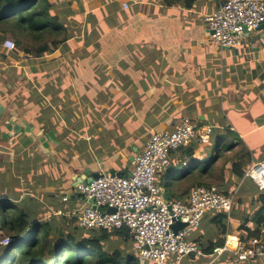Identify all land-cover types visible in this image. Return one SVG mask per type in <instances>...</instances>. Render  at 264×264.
Returning <instances> with one entry per match:
<instances>
[{"label":"crops","instance_id":"crops-1","mask_svg":"<svg viewBox=\"0 0 264 264\" xmlns=\"http://www.w3.org/2000/svg\"><path fill=\"white\" fill-rule=\"evenodd\" d=\"M189 1H192L191 7L184 3L168 8L163 7L161 0H127L128 11L123 9L121 2L118 16L109 20V24L105 23L111 32L123 29L125 39L133 43L136 51L129 50L128 54L123 51L121 56L120 52L95 47V14L99 22L105 19L97 15L101 8L96 6L95 0H90L93 6L89 19L91 35L78 30L72 35L75 37L65 43H71L73 48L61 46L54 57L46 60L47 63L32 65L33 71L43 75V81L40 86L34 84L36 88L32 91L30 88V92L40 94V97L34 98L32 94L30 98L29 93L26 106L10 101L7 107L0 102L3 113L8 109L11 112L5 128L9 125L13 128L10 124L13 119L22 129L20 134H13L10 147L3 145L0 148V200L10 198L34 216L37 215L35 210L47 207L46 218L56 211L74 208L79 198L75 186L88 169L91 173L130 171L131 157L146 143L143 138H149L155 131L174 130L176 122L183 116L214 127V133L216 130L222 134L234 132L244 145L248 144L249 151H241L240 142L232 135L225 141L220 140L221 158L217 164L225 161L226 153L233 154L232 157L226 156L228 159L238 158L239 164L240 161L246 163L247 159L243 157L246 151L252 155L251 162L264 161V29L249 34L238 48L219 49L207 36L210 32L204 23V17L218 9V0ZM85 19L82 17L80 21ZM148 32L154 34L150 39ZM40 58L35 59L39 61ZM120 64H123V69ZM119 74L124 76L123 81L116 78ZM62 88L65 93L70 89L67 95H71L73 89L76 97L70 100L56 95L55 90ZM101 90L113 94V97H108L107 104L116 99L122 101V106L108 114V118L105 113L101 115L95 111V99ZM89 105L94 107L88 113L84 108ZM218 105L222 115L217 117ZM89 114L93 122L87 125L84 119ZM104 118L108 120L107 127L99 128ZM24 123L37 132L33 136L27 135ZM42 125L44 133L40 136ZM4 132L9 138L10 134L2 129ZM44 135L48 137L46 145L40 143L35 152L32 151L30 143L41 142ZM69 138L74 139L71 142ZM252 144L259 146L252 147ZM78 146L80 149H76ZM227 146L229 148L225 150ZM194 147L193 158L187 157L183 151H174L170 170L179 166L191 169L199 164L196 161L209 154L207 145ZM70 150L78 153L76 156L71 154L70 158L66 156ZM41 155L45 158L43 161ZM250 161L243 164L244 170ZM182 174L177 176V181H174L173 173L166 177L164 182L168 187L163 189L171 198L185 201L191 187H188L190 179L181 177ZM10 175L21 184L16 192L9 189ZM162 176L159 184L163 182ZM234 179L237 186L245 182L242 180L238 184ZM33 185L37 188L27 189ZM19 194L20 197L16 196ZM65 196L70 197L66 208L62 203ZM249 196L245 197L251 200ZM259 206L254 207L253 214L260 209ZM243 207L246 209L247 206H239L229 219V232L232 234L221 235V239L237 242L245 233L239 230L241 225L255 228L254 215L251 217L252 214L246 213ZM211 216L207 215L201 227L192 231L190 242L197 240L205 245L210 238L220 236L219 232L217 237L208 235L213 233V229L217 230ZM72 220L76 223L75 219ZM198 257L195 261L202 264H264V258L241 262L228 253L217 260L204 253Z\"/></svg>","mask_w":264,"mask_h":264},{"label":"built area","instance_id":"built-area-1","mask_svg":"<svg viewBox=\"0 0 264 264\" xmlns=\"http://www.w3.org/2000/svg\"><path fill=\"white\" fill-rule=\"evenodd\" d=\"M218 4V9L204 17V23L211 32L213 45L219 49L242 46L249 34L264 25V0H218ZM122 6L124 10L130 7L128 2ZM3 49L17 50L11 39L3 43ZM213 133L214 127L189 116L181 117L174 130L153 132L134 156L128 177L103 172L99 179L78 184V203L65 213L87 231L129 230L134 253L146 263L168 264L173 259L180 264L185 257L201 256V247L189 241L191 232L201 226L207 215L226 212L230 219L235 196L226 195L216 185H203L193 188L185 201L171 198L166 202L158 176L170 170L174 151L209 145ZM245 179L263 192L264 161L251 162L245 169ZM62 202L68 207L70 197H63ZM109 209L115 212L109 213ZM178 222L188 226L176 234L172 226ZM10 241L6 237L2 244L8 245ZM231 245V241H225L210 256L217 260L228 253L241 262L264 258V239L260 237L248 242L239 239L235 248Z\"/></svg>","mask_w":264,"mask_h":264},{"label":"trees","instance_id":"trees-1","mask_svg":"<svg viewBox=\"0 0 264 264\" xmlns=\"http://www.w3.org/2000/svg\"><path fill=\"white\" fill-rule=\"evenodd\" d=\"M161 2L163 7L172 8L185 4L191 7L192 1L161 0ZM98 3H101L97 5L101 8V12L97 15L104 17L107 22L104 20L99 22L95 14V47L99 48L101 46L111 52L134 50L133 43L128 41V38L125 39L126 36L123 29L111 32L106 25L109 24V20H114L115 16H118L117 13L120 11L118 0H98ZM53 6L50 0H0V48L8 39L15 41L19 47H22L23 39L29 36L37 45L33 48V52L23 50L26 51L25 53H35L36 57L55 53L60 46L75 36L70 34L71 31L62 23L59 15L52 14ZM148 34L149 39L150 35H154L152 32H148ZM99 40L101 43H99ZM2 56L5 55L2 54ZM120 68L123 69V64H120ZM118 77L121 81L124 80V76L121 74L116 76L117 79ZM32 94L34 98L40 97V94ZM230 133L232 137L240 142L241 151L246 149L245 145L237 137L238 135L231 131ZM220 140L217 137V151L207 165L200 167L199 164H196L193 168L186 169L181 177L194 181V184L197 185L196 187L213 185L203 184L201 180L208 174L211 175L221 158ZM228 148L229 146L225 150ZM76 149H80V146ZM195 150L196 147L194 145L180 149L189 158H193ZM82 151L83 148L81 146ZM247 153L246 151L243 155L247 159L246 163L250 161L252 156L251 153L247 156ZM222 163L221 176L224 179L234 177L238 184L242 180H245V182L249 180L245 179V170L243 165L239 164L238 158L229 159ZM172 173L173 171L169 170L164 174L163 182L159 184L161 188L167 189L168 185L164 180L166 177L171 176ZM255 190L256 192H254L257 195L256 203L260 205V209L255 213V228H251L247 224L239 227V230L245 231L244 235L239 236L244 242H248L254 237H261L264 229V191L260 192L258 188ZM224 193L230 195L228 191ZM9 199L0 200V231L2 233L0 235V264H141L137 262L139 258L133 255L132 247L134 244L129 230L122 229L116 232L94 230L92 233L86 232L87 234L85 235L65 232L53 227L50 220L52 218L46 221L35 220L24 209L14 210L13 208H15L14 205L16 204ZM211 217V222L217 228L220 236L217 239L210 238L211 240L205 245H199L204 255L208 257L216 247L225 244V239L220 238L221 235L232 234L229 232L230 221L226 213L220 212ZM6 237L10 238L11 241L8 245L3 246L1 242ZM193 242L198 243L197 240Z\"/></svg>","mask_w":264,"mask_h":264},{"label":"rangeland","instance_id":"rangeland-1","mask_svg":"<svg viewBox=\"0 0 264 264\" xmlns=\"http://www.w3.org/2000/svg\"><path fill=\"white\" fill-rule=\"evenodd\" d=\"M50 1L54 5L52 14L60 16L62 23H64L68 27V29L71 31L70 32L71 35L77 34L78 30H81V32L84 31V33L89 32L87 35H91L92 27H90L91 25H90L89 19H90V16L92 15L91 13L93 10L92 9L93 6H92V2H90V0H50ZM126 1L127 0H118L119 4H122ZM95 4L97 6L98 0H95ZM99 4H101V3H99ZM128 10H130V9H128ZM82 17H86L85 21L84 20L80 21ZM105 21H106V19H105ZM207 36L210 37V35H208V34H207ZM36 45L37 44L34 43L33 40L29 36L23 39L22 47H19L16 44L17 50H15L13 52H9L7 50H4L3 46L1 45V48H0V102H4V104L6 106L9 104L10 101L17 102L18 106H23V105L26 106L25 100H26V98H29V93H30V98H32L31 97L32 92H30V88H32L31 91L34 90L36 88L34 84H36L37 86H40L41 82L43 81V75L38 74L37 71H33L32 65H35L37 62L39 64L40 63L41 64L47 63V61L50 60L52 57H54L55 54L58 52V50L61 48V46H60L59 49L55 53L42 56L40 58V60L37 61L35 59L36 58L35 53H25L27 50L33 52L34 51L33 48ZM62 47L63 48H73V45L71 43L68 45L63 44ZM23 50H26V51H23ZM126 52L128 54L127 50H126ZM2 54H4L5 56H2ZM119 54L122 56L123 52H120ZM38 57H40V56H38ZM36 81H37V83H36ZM69 90L70 89H66L67 92ZM71 90H72L71 95H67V92L65 93L64 92L65 90L63 88L59 89V90H55L56 91L55 93H56V95L60 94V97L66 96L68 99L73 100V97H76V95H75V91L73 89H71ZM100 92L101 93H99L98 98L95 99V102L97 103L95 105V111L101 115H103V113H105L104 116L106 118H108V114H113L112 112H114L115 110H118V108H120V106H122V103H121L122 101L121 100L117 101L118 99H116V100H112V103L107 104L108 97H113V94H107L106 90H101ZM7 107H9V106H7ZM28 107H29V105L27 106V108ZM93 107L94 106L89 105V106H87V109L84 108V110H87V112L89 113V112H91V109ZM121 109H122V107H121ZM10 114H11V112L8 109L7 112H4L3 115L0 116V148L3 147V145L5 147H10L9 145H12L10 140L13 137L12 136V134H13L12 129L13 128H11L10 125L8 128H5V126L7 127V123H9V119L11 117ZM218 114L219 115H216L217 117L222 115V110H221L219 105H218ZM95 119H96V117H95ZM6 121H8V122H6ZM92 122H93L92 116H91V114H89L84 119V123L89 125V124H92ZM107 123H108V120H105V118H104V120L101 121L99 128H102V126L105 127V125L107 127ZM2 129H4V131H6V133L11 134V136L9 138H7L8 136L7 137L5 136V132L2 133ZM43 129H44V125L39 128L40 136L44 133ZM106 129L107 128H104V130H106ZM35 132H37V131H35ZM35 132L33 131L32 134L28 133L27 135L33 136L35 134ZM230 135H232V134L228 133V132H226V133L223 132V134H222L218 130H216V133H213L214 141L213 142L211 141V144L207 145L208 148L210 149L209 154L206 156V158H203V159L198 161L200 167H204L205 165H207L210 162V160L212 159L214 153L217 151L218 143L215 142L216 136H218L222 141H225ZM213 136H212V140H213ZM28 137H30V136H28ZM43 138H46L44 142H36V143L31 142L30 143L33 146L32 151L35 152V150L40 146V143L42 146L46 145V143L48 142V137H46L44 135ZM29 139H30L29 141H31L32 138L30 137ZM69 139L72 142L73 141L72 139H74V138H72V139L69 138ZM143 140H144V143L147 142L148 136H145L143 138ZM71 142H69V144H71ZM251 146L252 147H254V146L258 147L259 144H256V145L252 144ZM205 147H203V148H205ZM245 147L249 151L248 144H246ZM70 151L71 152H69V154H66V156H69L70 158H71V154L75 155L78 153V151H74V150H70ZM222 153H226V152L224 150H222ZM249 153L250 152L247 153V156L250 155ZM226 156L232 157L233 154H230V153L227 154L226 153L225 154V162L227 160H229ZM40 158L42 159V161L45 159L43 155H41ZM221 161L224 162V160H221ZM240 164L243 165L244 161H240ZM222 165H223V163L221 165L216 164L214 170L211 172V175L208 174L207 176H205V178H202L201 181H203V184L216 185L223 192L228 191L230 196H235V200H234V204H233V208H232V212H231V218L233 217V214H235V210L239 206H242V205L247 206L246 209L243 207V210H245V212L247 211L249 215L252 214L251 217H253V215L255 217V214H253L254 207L259 206L258 203H256L257 195L255 194V192H256L255 189H257L258 187L256 185H254L251 180L243 182L242 184H240L241 186L240 185L237 186V185H235V182L233 181L234 177L224 179L221 176V171H222L221 166ZM193 166H194V164H193ZM185 169L186 168H184V167L180 168V166L177 169L172 168L174 181L178 180L177 176H180L182 174V172L185 171ZM176 171H177V173H175ZM161 176L162 175H159L158 177L160 178ZM8 178H9V183H10L9 189H11L13 192H16V188L20 187V185H21L20 182H17L16 181L17 178H13L11 175ZM188 183H189L188 187H191V190L197 186L193 182L188 181ZM239 187H240V190H239ZM35 188H37V187L35 185H33L31 187H28L27 189L34 190ZM168 190L171 192L170 188H168ZM258 190H259V188H258ZM1 191H2V187H1L0 193H1ZM5 191H6L5 193H7L6 188H5ZM259 191L261 192V190H259ZM31 194H33V193H31ZM244 195L245 196L250 195L249 197H252L251 200L246 199V197ZM16 196L20 197V194L16 195ZM56 196H59V194L57 193ZM29 198H32V196ZM14 206H15V208H13L14 210L15 209H23L22 204H16ZM64 206L66 208L65 204H64ZM239 210H240V208H239ZM48 211H49V209L47 207H45L44 209L35 210V212L37 213L36 216H34L33 213H30V215L32 216L33 219H35V220L40 219L41 221H44V220L46 221V220L52 218L50 220L52 221L53 227L58 228V229L65 231V232H73V233L78 234V235H80V234L85 235V234H87L86 232H90V233L93 232V231H87V230H84V229L78 227L74 220H72L68 217H65L64 215H67V213H65L66 210L64 212H62V214H58V212H61V211H56V212L52 213L49 217L46 218V216H48V214H47ZM213 216H215V215H213ZM254 217H253V220L255 222ZM231 223H232V221H231ZM0 226H1V223H0ZM79 228L82 230H80ZM172 230H173V228H172ZM181 230H183V229H181ZM211 234L213 236L217 237L218 231L213 229V233L209 232L208 235L210 236ZM0 235H2L1 231H0ZM191 236H192V232H191ZM191 236L189 237V241H191L190 240ZM238 240H239V238H238ZM2 243L3 242H1V244ZM192 243H194V242H192ZM194 244L199 245L200 243L198 242V243H194ZM5 245L6 244H4L3 246H5ZM121 247H124V246H121ZM132 252H133V255L136 256V254L133 251V247H132ZM193 257L194 256L183 258L181 260L180 264H196V263L202 264L201 262L195 261L199 257H197V258H195V257L193 258ZM137 262L141 263V264L146 263V262L142 261L141 259H139V261H137ZM172 262H174V264H176L175 260H173V259L170 260L168 264H170ZM149 264H152V263H149Z\"/></svg>","mask_w":264,"mask_h":264},{"label":"water","instance_id":"water-1","mask_svg":"<svg viewBox=\"0 0 264 264\" xmlns=\"http://www.w3.org/2000/svg\"><path fill=\"white\" fill-rule=\"evenodd\" d=\"M262 29H264V25L261 26V28L259 30H262ZM210 34H211V32H210ZM2 115H3V108L0 107V116H2ZM203 119L204 118H201V120H203ZM11 124L13 126V134H20L21 131H22L21 126H19L18 124H16L13 119H11ZM24 126H25L24 132L26 134H28V133H31L32 134L33 133V128L28 123H24ZM13 134H12V136H13ZM10 136H11V134H10ZM45 139L46 138H42L41 139V142H44ZM135 152H137V150ZM133 160H134V156L131 157L130 162H133ZM109 173L111 175H113V176H118V177H122V178L128 177L130 175V171H126V172H116V171L112 170ZM102 176H103V172H100L99 171V172L91 173L90 170L88 169L83 174L82 177L78 178V182L79 183H77L76 186L78 184H80V183H85V182L86 183H89L92 180L99 179ZM162 192H163V196H164L166 202H168L171 199V196L169 194H167L166 190L163 189V188H162ZM77 195L80 196V193L77 192ZM114 212H115V209H109V213H114ZM187 226H188V224H184V223L178 222V223H175L172 228H173V231L177 234L181 229H184ZM247 264H251V263H247Z\"/></svg>","mask_w":264,"mask_h":264},{"label":"bare ground","instance_id":"bare-ground-1","mask_svg":"<svg viewBox=\"0 0 264 264\" xmlns=\"http://www.w3.org/2000/svg\"><path fill=\"white\" fill-rule=\"evenodd\" d=\"M229 241H231V244H232L231 246H232V248H235V246H236V241L231 240V239H230Z\"/></svg>","mask_w":264,"mask_h":264}]
</instances>
